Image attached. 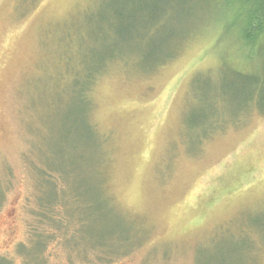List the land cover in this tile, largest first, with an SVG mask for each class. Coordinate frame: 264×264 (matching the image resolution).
Returning a JSON list of instances; mask_svg holds the SVG:
<instances>
[{"label": "rangeland", "instance_id": "obj_1", "mask_svg": "<svg viewBox=\"0 0 264 264\" xmlns=\"http://www.w3.org/2000/svg\"><path fill=\"white\" fill-rule=\"evenodd\" d=\"M123 1L0 0V264H264V114L255 91L231 89L226 56L253 74L261 61L238 57L232 16L205 1L176 4L142 44L123 39L133 29L110 16L135 8ZM164 27L170 42L192 36L150 72L143 52ZM112 31L111 48L101 40ZM68 36L94 61L109 49L119 58L94 71L89 97L60 60ZM43 165L67 169L59 197L73 182L94 201L93 229L76 243L66 239L75 224L53 233L34 219ZM56 204L58 217L70 212ZM36 232L53 235L46 262ZM105 238L118 253L103 260Z\"/></svg>", "mask_w": 264, "mask_h": 264}, {"label": "trees", "instance_id": "obj_2", "mask_svg": "<svg viewBox=\"0 0 264 264\" xmlns=\"http://www.w3.org/2000/svg\"><path fill=\"white\" fill-rule=\"evenodd\" d=\"M189 1H191V3L193 1H205L206 3L208 2L207 7L210 4H214L217 6V13L222 16H232L233 22L229 23L227 30H235L232 36H234L235 42L239 43L241 46V53L238 57L241 56L242 61L247 60L249 62H252V60H260L261 68L256 74L238 68L230 70L231 67L228 65L226 56V78L227 76L233 78V80L229 81H231V89L236 93H246L240 95L251 99L255 91L257 95L254 97L258 100L254 101L253 97L251 99V106L257 103L258 109H261L260 113L264 114V109H262L264 108V0H126L123 2L134 4L135 8L131 9L129 14H124L126 6L122 4L119 7L117 6L118 9H116L115 12L113 8L112 12H110V16L116 17L118 15L122 21L119 23V26L121 25L120 29H127L126 26L133 29L128 32L123 39L131 38L134 41L138 40L139 43L142 44L149 38L148 36H152L155 32L157 33L162 27L163 23L161 22H163V20L161 19L163 17L167 19L170 16L168 11L173 10L174 7H177L176 4H180V2L181 4H185ZM121 10L123 13H121ZM112 26L115 27L116 22H114ZM138 31H140L142 35H140ZM161 32L163 37L160 43L150 39L152 41L150 49L143 52L145 60H151V63H146L150 72L156 71L160 66L172 60L175 56V51H177L179 47V43H183L192 36V34L190 35L188 32L182 31L170 42V39L174 37L172 32L165 30V27ZM111 33H105L101 43H107V45L112 48L111 43H114L116 39L114 38V31ZM118 35L119 32L117 31V36ZM64 42V47L62 49L63 53L60 60L65 67V71L69 72L70 77L68 78L71 80L73 79L72 86L74 91H77L79 94H84V97H89L88 93L92 88L91 83L94 82V78L97 76L94 74V71L98 70V73H103L110 64L118 61L119 58L117 59L113 50L109 49V53L101 55L97 61H94L90 57L94 52L92 50L93 48H85L79 45L76 36H68L67 40H64ZM159 51L161 53L163 52V54L165 53L160 60L158 59ZM73 65H75V67ZM250 109V107L243 109V112H248ZM189 123L192 125L194 120L189 119ZM66 170L67 169L64 167L53 169L46 165L37 168L36 177L40 181L42 195L37 201V206L32 211V214L35 216L34 219L37 221L38 225L52 229L53 233H55V230L61 228L69 232L70 224H75V227L71 229L73 230L71 235L66 239H68L67 241L69 242L76 243L79 237L78 235L80 231L84 229L85 225H91V227L86 230V236H88L89 231L93 229L92 220L96 210H94V201L89 196L88 200H85V202L81 201L82 195L78 191L80 188L77 183L74 184L71 182L68 191H63L66 196H64L65 198L57 195L58 182L56 180V175H61L63 179L66 176L69 177ZM8 179L11 180V174ZM86 187L87 194L89 191H94L89 184H87ZM71 188L74 189V191H72ZM56 203L64 205L70 212L64 215V217H58L56 215ZM65 235L67 234L65 233ZM35 238H38L41 245H45L41 252H43V259L46 262L44 253L53 235L46 232H36L32 235V240ZM128 239L130 238H122V244L127 243L129 241ZM110 240V238H105L100 242H94L99 247V252L97 254H99L103 260H105L103 255L106 253L109 255H116L115 253H118V251L116 252L115 245L110 243ZM129 251H126V253ZM70 257L73 258L71 255ZM91 257L92 256L86 257L85 260L91 262ZM106 259L111 260L112 258L106 257Z\"/></svg>", "mask_w": 264, "mask_h": 264}]
</instances>
